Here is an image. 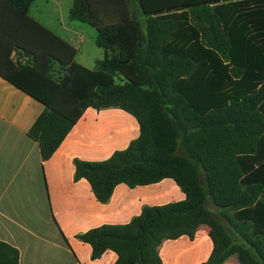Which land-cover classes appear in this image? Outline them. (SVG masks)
Here are the masks:
<instances>
[{"label":"trees","instance_id":"1","mask_svg":"<svg viewBox=\"0 0 264 264\" xmlns=\"http://www.w3.org/2000/svg\"><path fill=\"white\" fill-rule=\"evenodd\" d=\"M31 1L0 0V77L43 105L27 131L40 159L85 108L115 107L137 137L104 160L74 158L73 179L99 203L117 184L165 178L183 194L76 234L90 259L109 250L114 264H162L163 240L204 225L211 250L201 264L230 255L264 264V0H70L67 18L92 27L105 53L91 69L27 16ZM17 262L0 241V264Z\"/></svg>","mask_w":264,"mask_h":264},{"label":"crops","instance_id":"2","mask_svg":"<svg viewBox=\"0 0 264 264\" xmlns=\"http://www.w3.org/2000/svg\"><path fill=\"white\" fill-rule=\"evenodd\" d=\"M66 2L32 0L27 16L73 48L75 63L91 69L105 53L95 46L92 27L69 20L67 12L62 18L59 7L68 11ZM42 110L41 103L0 77V241L17 250V264H114L109 250L90 259L89 245L75 235L102 224H124L143 205L181 200L183 194L165 178L132 188L117 184L107 202L99 203L83 178L73 179L72 160L101 161L125 148L138 135L136 121L119 108L87 107L49 158L41 160L27 131ZM210 250L207 227L201 225L191 239L163 240L158 255L162 264H201ZM228 262L238 264L235 255L222 264Z\"/></svg>","mask_w":264,"mask_h":264},{"label":"rangeland","instance_id":"3","mask_svg":"<svg viewBox=\"0 0 264 264\" xmlns=\"http://www.w3.org/2000/svg\"><path fill=\"white\" fill-rule=\"evenodd\" d=\"M58 1L60 2V0H54V6L55 5H57V3H58ZM65 1H67L68 3H70V0H65ZM204 1H210V0H204ZM66 2V3H67ZM69 6H70V4L69 5H67V7L66 8H69ZM59 9H60V12H62V18L63 19H66V10L67 9H65V6H63V5H61L60 7H59ZM36 16V15H35ZM77 22V21H76ZM79 23H82V22H78V24ZM80 25H82L83 27H89V25H87L86 23H83V24H80ZM85 54H86V51L83 49L82 51H81V57L82 56H85ZM53 76H55V74L53 73L52 74ZM207 207H209L210 209H212L213 210V213L215 212L214 211V209L209 205V203H207V205H206ZM216 214V213H215ZM228 230V229H227ZM231 262H228V264H230Z\"/></svg>","mask_w":264,"mask_h":264}]
</instances>
